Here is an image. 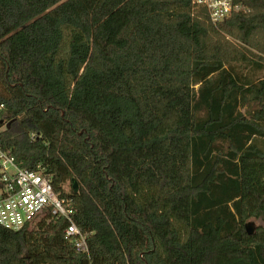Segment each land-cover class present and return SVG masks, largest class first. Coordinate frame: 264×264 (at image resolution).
<instances>
[{
	"label": "trees",
	"instance_id": "trees-1",
	"mask_svg": "<svg viewBox=\"0 0 264 264\" xmlns=\"http://www.w3.org/2000/svg\"><path fill=\"white\" fill-rule=\"evenodd\" d=\"M236 2L0 0L2 146L89 248L45 211L0 264H264V0Z\"/></svg>",
	"mask_w": 264,
	"mask_h": 264
},
{
	"label": "built area",
	"instance_id": "built-area-1",
	"mask_svg": "<svg viewBox=\"0 0 264 264\" xmlns=\"http://www.w3.org/2000/svg\"><path fill=\"white\" fill-rule=\"evenodd\" d=\"M207 9L210 20L217 24L243 6L236 0H193ZM4 107L0 104V109ZM33 138V135H32ZM0 225L20 230L36 215L49 211L70 221L66 234L73 237L78 251L88 252L86 234L72 221L73 207L60 198L50 177L42 169L18 166L16 158L4 149L0 140Z\"/></svg>",
	"mask_w": 264,
	"mask_h": 264
},
{
	"label": "water",
	"instance_id": "water-1",
	"mask_svg": "<svg viewBox=\"0 0 264 264\" xmlns=\"http://www.w3.org/2000/svg\"><path fill=\"white\" fill-rule=\"evenodd\" d=\"M73 189H74V192H78V183L76 180L73 181ZM246 230L249 234H252L255 230V222L250 221L246 223Z\"/></svg>",
	"mask_w": 264,
	"mask_h": 264
},
{
	"label": "rangeland",
	"instance_id": "rangeland-1",
	"mask_svg": "<svg viewBox=\"0 0 264 264\" xmlns=\"http://www.w3.org/2000/svg\"><path fill=\"white\" fill-rule=\"evenodd\" d=\"M246 71H247V69H246ZM263 76H264V70H263V71H260V72L256 75V77H258V78L263 77ZM66 189L69 190L70 187L67 185V186H66ZM254 222L257 223V221H254Z\"/></svg>",
	"mask_w": 264,
	"mask_h": 264
}]
</instances>
